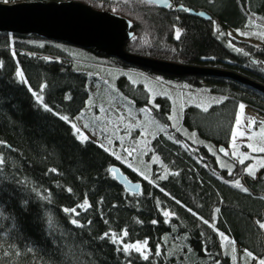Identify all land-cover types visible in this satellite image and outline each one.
Masks as SVG:
<instances>
[{"label":"trees","instance_id":"16d2710c","mask_svg":"<svg viewBox=\"0 0 264 264\" xmlns=\"http://www.w3.org/2000/svg\"><path fill=\"white\" fill-rule=\"evenodd\" d=\"M24 2H77L118 15L131 24L128 54L228 72L264 87V0H170L169 10L142 0H0ZM242 31L262 36L252 41L228 35ZM120 74L142 76L163 91L153 98ZM32 92L53 111H45ZM169 92L219 100L207 112L194 104L178 112L180 101ZM241 104L264 117V94L233 79L157 74L93 49L0 33V264H258L264 259V168L254 169L255 176L247 171L260 153L247 154L243 164L232 154ZM101 108L131 125L103 127ZM174 112L177 122L168 118ZM146 117L152 126L143 148L132 129L139 119L143 127ZM80 118L88 135L98 130L107 142L108 131L126 127L110 138L120 160L99 143L76 138L71 123ZM125 148L136 154L128 156ZM134 157L149 164L150 171L143 167L149 179L128 167ZM112 167L139 183V194L125 192ZM85 200L88 206L79 207ZM145 241L147 260L134 249L122 250Z\"/></svg>","mask_w":264,"mask_h":264},{"label":"water","instance_id":"95a60500","mask_svg":"<svg viewBox=\"0 0 264 264\" xmlns=\"http://www.w3.org/2000/svg\"><path fill=\"white\" fill-rule=\"evenodd\" d=\"M145 2V0H142ZM147 3V2H146ZM162 10H169L170 0H153L148 3ZM204 20L211 18L202 11L195 12L183 7L176 8ZM130 22L118 15L97 11L77 2H24L0 4V33L28 34L64 43L81 49H93L124 64L149 70L157 74L174 76H218L246 84L264 94V87L228 72L180 66L128 54L125 43L133 36ZM253 113V112H252ZM222 151V148L220 149ZM110 171L113 179L125 192L139 194L140 184L131 182L117 167Z\"/></svg>","mask_w":264,"mask_h":264},{"label":"rangeland","instance_id":"374dc122","mask_svg":"<svg viewBox=\"0 0 264 264\" xmlns=\"http://www.w3.org/2000/svg\"><path fill=\"white\" fill-rule=\"evenodd\" d=\"M218 33H219V35L221 37H223L225 35L224 33L220 32V31H218ZM228 35L231 36V37H235L237 35L238 37H243L245 39L248 38L249 40L254 41V39L257 40L258 38H260L262 36V33L242 31V32H239L238 34H233L232 33V34H228ZM234 51L237 52L236 49H234ZM120 76L123 77L124 80H126V79L127 80H131L132 83H134V84H142V86L147 91H149V93L151 94V96L153 98L155 96H157L160 93V91H163V89H161L160 87H157L150 80H147L146 78H144L142 76L133 75L132 77H129V76L121 75V74H120ZM100 79H101V82H103V84H105L106 86H109L110 88H115L114 85L110 84V82H108L105 78H101L100 77ZM125 88H127V87H125ZM162 94H164V93H162ZM169 97H170V99H175L177 97V99L180 101L178 103V105H177L178 112L181 110L180 107H184L185 105H188V104H194V105H196V106H198V107L203 109L204 107H208L209 108L212 104L216 103L219 100L218 97L209 96L208 94H206V95H204V94H195L193 96L191 94H186V95H183L182 98H179L177 94L174 95V94L169 92ZM108 102L109 101H107V103ZM110 104L111 103L109 102L108 105H110ZM119 111H121V110H119ZM247 111H250V110L247 107H245L244 110H243V113H241L240 108H239L238 116L241 117L242 123H241L239 128H237L236 123H235V126H234V131H237V132H239V131H247V137H239L238 136L236 141H235L237 147L235 149H233V152L235 151L237 153L236 156L239 159H243V156L240 155L242 153L251 154V156H254L255 154H259V152H253V151H251V149H248L247 148V144L252 143L253 145H256V146L264 145V133L261 132V127H257V126H261L262 125V122H264V117L260 116L257 113H254V114L258 115L261 118V120L256 121L255 125H250L248 122L252 119V117L249 116L246 113ZM175 112L178 113L177 111H175ZM175 112H174V117H176V115H177V114L175 115ZM127 115H125V116H127ZM98 117H99V119H98L99 121L98 122L100 123V125H102L105 128L109 127L110 125L112 126V125L119 124L121 122H122L123 125H126V124H127V126H128V124L131 125V123L128 120H124V119L119 120V118L115 119V118L111 117V115L109 113H107L105 111L101 112ZM176 120H177V117L175 118V120H173V122H177ZM81 122H83V123H81ZM143 122H144L143 127L140 124L141 123L140 119L137 122L139 124H134L133 125V126L136 127L135 129H137V128L140 129V126H141V130L142 131L140 130V132L138 130L132 129L133 126H129L128 129L129 130L132 129V130L137 131L138 133H140L138 138L139 137H141V138H139L137 140V144H138L139 147H143L144 148V147H146V145L148 143V141H147L148 139H143V138L147 137V135H148L147 134V131H148L147 129H149L152 126V121L149 120L148 117H146V119L143 120ZM75 124L78 127L81 128V130L84 132L85 135L90 137V140H93V141H95V142H97L99 144L103 143L105 145V147L109 149V151L113 152L112 151V143L109 144L104 138H102V137H104V135L101 132H99L98 130L97 131H92L88 135V133L86 131L88 126L86 128L84 127L85 123H84V121L81 118L78 119ZM121 127H122L123 130H126V127H124V126H120L119 128L118 127H114V128L112 127L113 128L112 129L113 132H109L108 131L106 133V135L107 134L110 135V138H114V137L119 136V135L121 136L123 134V131L119 133V130H121ZM191 136L197 138L196 134L192 133V132H191ZM248 137H251V138L249 139ZM232 143H233V141H231V145H230L231 147H232ZM240 145H243L244 147H246V149L248 151H245L246 149L243 150V151L239 150L240 147H238V146H240ZM134 154H136L135 151L132 153V155H134ZM259 155H261V156L255 157V164L252 166V169H256L258 166H260L261 162H264V153H260ZM134 159H135L134 160L135 164H131L132 165V167H131L132 169H137V170H140V172H144L143 171V167H144V169H147L148 171H150L149 164L147 162H145L144 159H136L135 157H134ZM129 163L130 162L127 161L126 164L128 165ZM258 264H259V262H258Z\"/></svg>","mask_w":264,"mask_h":264},{"label":"snow or ice","instance_id":"6c2138e0","mask_svg":"<svg viewBox=\"0 0 264 264\" xmlns=\"http://www.w3.org/2000/svg\"><path fill=\"white\" fill-rule=\"evenodd\" d=\"M5 2H7V0H5ZM145 2H147V3H151V2H153V0H145ZM169 7H171V5H169ZM179 34H180V33H179V30H177V37H179ZM16 74H17V76H19V77L21 78V80H23V73H22L21 71L17 70V73H16ZM24 82L27 83V81H24ZM30 90H31V89H30ZM41 90H42V89H41ZM32 95H33L34 97H36L38 103L42 104V106H43V108H44L45 111H48V112H52V111H53L52 108H50L47 104L44 103V101H43V97H42L41 95H39L37 92H32ZM89 104H91V101H89ZM157 107H158V106H157ZM239 108H240L241 113H243V110H244V108H245V105L241 104V105L239 106ZM203 110H204L205 112H207V111H208V107H204ZM101 111H104V109L101 108ZM142 111H143V110H142ZM54 114H55V113H54ZM59 118H60L61 120L65 121V122H70L68 116H60ZM168 118H169V119H175L176 117H174V116H169ZM97 119H99V117H97ZM121 119H123V117H121ZM235 123H236L237 128H239L240 125H241V123H242V121H241V117H240V116H237V118H236V122H235ZM248 123H249L250 125H255V124H256V120H255V118H252ZM262 123H264V122H262ZM71 127H72V129L74 130V135L76 136V138H77L78 140L81 141V143H83V142H85V141H90V137L87 136V135H85L84 132L81 130V128L78 127L75 123H71ZM84 127L86 128L87 125H85ZM160 130L163 131V128H161ZM261 132L264 133V127L261 128ZM238 136H239V137H247V131H239V132H237V131H233V133H232V141H233V143H232V148H233V149H235V148L237 147L235 141H236V139H237ZM248 138L250 139L251 137H248ZM108 143L111 144V139L108 140ZM99 146H100L101 148H104L105 151H109V149L106 148L105 145H104L103 143H100ZM247 148H248V149H251V151H253V152L264 153V145L256 146V145H253L252 143H249V144H247ZM124 151L127 152L128 156H131L132 153L135 151V149L133 148V149L130 150V149L125 148ZM222 151H223V149H222ZM111 154L114 155V156L116 157V159H118V160L121 159V156H120L119 154H117L116 152H112ZM232 154H233V155H237V153H236L235 151H234ZM225 155H228V152H227V151H225ZM240 155L243 156V159L240 160V163L243 164V163H244V160H245V159H248V156H247L246 153H242V154H240ZM154 159H155V158H154ZM0 163H3V160H2V159H0ZM128 167L131 168L132 165L129 163V164H128ZM260 167L264 168V162H261ZM53 171H55V170H53ZM110 171L115 172L116 169L113 168V169H110ZM134 171H138V170H137V169H134ZM229 171H231V169H229ZM247 171L249 172L250 175L255 176V170H254V169H247ZM140 175L143 176V178H144L145 180L149 179V177H148L144 172H140ZM163 178H164V177H161V179H163ZM236 186H237V187H242V186L240 185V182H239V181L236 182ZM243 190H244V191H247V188H244ZM69 191H70V190H69ZM87 206H88V201H87V200H85L84 203H83L82 205H79V207H81V208H85V207H87ZM75 211H76L75 208H73V209H65V212H75ZM189 211H191V210L189 209ZM217 211H219V209H217ZM164 215L167 217V216L169 215V213H168V212H164ZM71 222H72L73 224H78V221L75 220V219H73ZM153 223H156V222L153 221ZM204 223L207 224L208 221L205 220ZM260 227H261V228H264V223H261V224H260ZM127 234H128V233H127L126 231L123 233L124 236H127ZM105 235H108V234L105 233ZM220 236L223 237V239H224L225 241H227L228 243H234V241H230V240L228 239V237L224 235V233H220ZM101 238H103V237H101ZM113 242H115V239H113ZM146 243H147V242L145 241L143 244H140V243H137V244H125L122 250H123L124 252H128L129 250L134 249L136 252L141 253V254L143 255V250H144V247H145ZM29 251H31V249H29ZM156 255H160L159 250H157ZM247 255H248L249 257H251V256H252V253H251V252H248ZM143 258H144L145 260H147V259H148V256H147V255H143ZM259 264H264V259H260V260H259Z\"/></svg>","mask_w":264,"mask_h":264},{"label":"bare ground","instance_id":"6f19581e","mask_svg":"<svg viewBox=\"0 0 264 264\" xmlns=\"http://www.w3.org/2000/svg\"><path fill=\"white\" fill-rule=\"evenodd\" d=\"M246 113H247L249 116H251L252 118H255L256 121L261 120V118H260L258 115L254 114V113H252V112H250V111H247Z\"/></svg>","mask_w":264,"mask_h":264}]
</instances>
